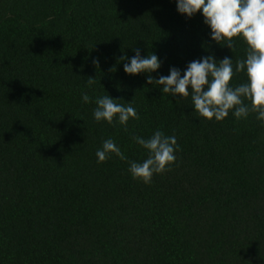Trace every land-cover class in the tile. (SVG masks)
I'll return each instance as SVG.
<instances>
[{
  "label": "trees",
  "instance_id": "1",
  "mask_svg": "<svg viewBox=\"0 0 264 264\" xmlns=\"http://www.w3.org/2000/svg\"><path fill=\"white\" fill-rule=\"evenodd\" d=\"M203 19L175 0H0V264H264V124L198 118L190 97L123 70L134 49L158 55L155 78L245 57ZM82 92L132 102L139 119L96 122ZM158 129L179 151L150 183L115 155L97 163L108 138L146 159L132 137Z\"/></svg>",
  "mask_w": 264,
  "mask_h": 264
},
{
  "label": "clouds",
  "instance_id": "2",
  "mask_svg": "<svg viewBox=\"0 0 264 264\" xmlns=\"http://www.w3.org/2000/svg\"><path fill=\"white\" fill-rule=\"evenodd\" d=\"M175 3L177 12L189 19L200 13L210 29V39L221 46L232 50L233 38H240L246 45L245 57L234 62L232 57L217 60L207 55L188 63L183 72L173 66L167 76L155 78L150 74L161 67L158 55L142 56L140 49H134L130 59L122 57L128 61L123 65L124 72L149 74L146 83L160 86L168 97H190L198 118L222 121L231 112L239 120L246 119L251 112L264 124V0H175ZM237 73L245 76L238 84L232 82ZM94 83L95 78L89 77L87 87L91 88ZM81 100L85 104L95 103L92 114L96 122L119 124L127 131L129 120L139 119L132 102L118 103L109 94L92 97L82 92ZM132 140L147 151L146 159L128 160L115 140L108 138L95 153L97 163L115 155L127 161V170L133 179L148 184L154 174L165 172L176 160L179 145L175 135H166L158 129L148 138L134 135Z\"/></svg>",
  "mask_w": 264,
  "mask_h": 264
}]
</instances>
